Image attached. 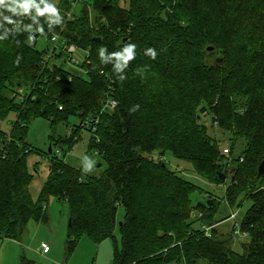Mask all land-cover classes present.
<instances>
[{
    "label": "trees",
    "instance_id": "obj_1",
    "mask_svg": "<svg viewBox=\"0 0 264 264\" xmlns=\"http://www.w3.org/2000/svg\"><path fill=\"white\" fill-rule=\"evenodd\" d=\"M74 2L60 0L48 6L52 12L46 0H16L38 6L17 10L36 20L17 33L4 20L14 21L17 13L0 7V123L17 116L10 133L0 127V238L17 241L32 220L47 223L55 198L69 206L70 252L86 235L94 243L115 241L114 264H264V174L258 171L264 159V0H89L63 32L85 56L87 73L65 69L57 52L53 69L42 71L47 51L38 42L49 21L60 30ZM33 86L26 102L11 98L20 88L30 95ZM110 98L117 102L111 111L105 109ZM71 117L80 124L72 126ZM35 118L49 120L53 131L59 124L69 128L64 138L50 136L49 155L57 146L61 156L50 158L36 200L28 163L35 150L26 141ZM207 118L229 145L211 135ZM85 119L99 120L95 131L83 126ZM84 130L107 165L101 177L63 159L62 150L72 149ZM155 152L158 160L150 157ZM165 153L192 163L214 184L232 174L228 202L241 194L250 202L238 230L249 239L242 253L233 247L236 228L226 236L218 230L230 216L216 220L211 195L195 204L198 187L168 168ZM206 226L213 227L209 236ZM21 264L34 262L22 258Z\"/></svg>",
    "mask_w": 264,
    "mask_h": 264
},
{
    "label": "rangeland",
    "instance_id": "obj_2",
    "mask_svg": "<svg viewBox=\"0 0 264 264\" xmlns=\"http://www.w3.org/2000/svg\"><path fill=\"white\" fill-rule=\"evenodd\" d=\"M89 0H80L75 10L77 14L80 9H83ZM39 50H46L53 47L50 40L41 38L38 42ZM77 57L80 60V65L84 64L83 53L78 52ZM70 65H65V69L69 70ZM17 116L10 114L9 117L0 123V127L5 132H11L13 124ZM70 124L72 126L79 125L78 117H71ZM204 124L210 128L211 135L216 139L221 140V145H229L227 138L218 129V126L213 127L212 118L204 120ZM71 127V126H70ZM69 128L64 124H59L56 130L53 131L49 120L44 118H35L28 125L27 143L35 150L28 159L31 172L34 174V180L31 185V194L36 200L41 192L42 187L49 176L50 158L56 156L60 147H53V155L50 156L48 151L51 146L50 136L55 133V136L65 137L68 134ZM91 134L84 130L72 149L67 148L62 150L65 162L76 168L82 169L88 175L101 177L107 165L103 163L95 152L90 148ZM37 151V152H36ZM242 151V144H239L236 153ZM146 156H149L146 154ZM150 157L158 160L159 153L155 152ZM164 160L169 169L176 171L179 175L193 183L198 187V191L193 193L191 199L195 204L206 202V196L211 197L216 202L218 213L216 220L224 219L237 214L235 220L227 219L218 225L220 234L227 235L232 233L234 228L239 230L240 224L250 208V202L246 201L244 195H238L234 204H230L226 197L227 187L231 184L232 174H229L225 183L214 184L200 176L194 168V165L188 161L175 158L171 153H165ZM48 222L38 223L32 220L25 230L20 240H9L0 238V264H21V256H25L28 260L36 262V264H114V252L116 243L113 239H107L101 243H94L86 235L79 240L75 251L70 252L68 243V229L70 226V211L66 202L51 198L48 202ZM125 216L123 206L118 208L117 223H121ZM200 216V215H199ZM197 227H201L200 223ZM209 227V226H206ZM213 228V227H210ZM235 234V233H234ZM116 242L121 245V234L119 225L115 230ZM21 241V242H20ZM42 242L50 244L51 252L48 255H42L37 252V248ZM249 239L241 233L236 234L233 247L238 252H243V244L248 243ZM22 244L24 248H22ZM24 249V252L22 250ZM32 252V253H31Z\"/></svg>",
    "mask_w": 264,
    "mask_h": 264
},
{
    "label": "built area",
    "instance_id": "obj_3",
    "mask_svg": "<svg viewBox=\"0 0 264 264\" xmlns=\"http://www.w3.org/2000/svg\"><path fill=\"white\" fill-rule=\"evenodd\" d=\"M47 1V6L49 7H56L59 5L60 0H46ZM80 2V0H76V2L73 3L71 10L66 13V21L65 24L61 26L59 31H54V26H55V22L53 20L49 21V23L46 25L47 28V35H46V39L50 40L53 44L52 48L46 49V53L44 55V59H43V63H42V71L47 70H52L53 69V57L55 52L57 53H61L62 54V61L66 63V65H70V68H72L73 70H77L78 72H80L81 74H86V70L84 69L83 66L80 65V60L77 57V53L80 52L82 53V51L76 46L73 45L71 43L68 42V40H66L63 37V32L66 28V24L67 22L71 21L74 19V14H75V10L78 6V3ZM31 19L32 20V13H29L27 10L21 9L18 11L16 18L14 20V22L12 23V32L13 33H17L20 29H22L26 22ZM34 22H36V20H32ZM31 44H34L33 42ZM86 62V58L84 56V63ZM33 91H35V86L32 87V90L30 92V95L26 96L24 93V90L22 88L17 89L16 91H14L11 95V98L15 99L16 101H27V99L33 95ZM117 106V102L113 99H108L106 104H105V109L106 110H113L115 109ZM60 109H62V107H60ZM98 119H85V122L83 123V126L86 128H92L93 131L96 130V125L99 123ZM216 126H218V123H215ZM7 140H11V135L8 136ZM225 153H228V150H225ZM58 156H61V152H58ZM201 217V215L199 216ZM237 217L236 213H233L230 216V220H235ZM205 232L206 235L209 236L210 235V231L212 228L210 227H205ZM235 234H239L238 230H235ZM44 251H48L49 250V245L47 243H42L40 246Z\"/></svg>",
    "mask_w": 264,
    "mask_h": 264
},
{
    "label": "clouds",
    "instance_id": "obj_4",
    "mask_svg": "<svg viewBox=\"0 0 264 264\" xmlns=\"http://www.w3.org/2000/svg\"><path fill=\"white\" fill-rule=\"evenodd\" d=\"M0 7H3L5 9H8L9 11L13 12V13H17V10L21 7L27 8V7H38L36 5H28V4H18L16 3V0H7V2H5V0H0ZM46 11H52L54 12L55 9L54 8H49L48 6L45 7ZM40 14H43V12H41ZM4 20L9 22V23H13L14 21H12L11 19H9V17L5 16ZM128 59H132V52L133 49L132 48H128Z\"/></svg>",
    "mask_w": 264,
    "mask_h": 264
},
{
    "label": "water",
    "instance_id": "obj_5",
    "mask_svg": "<svg viewBox=\"0 0 264 264\" xmlns=\"http://www.w3.org/2000/svg\"><path fill=\"white\" fill-rule=\"evenodd\" d=\"M207 49H208L209 51H213V47H208ZM49 153H52V149H51V147L49 148ZM258 171H259L260 174H264V159H263V161L261 162V164L259 165V169H258ZM220 178H221V179H224V175H221ZM208 204H209V206H212L213 202H212L211 200H209ZM120 225H121V223H120Z\"/></svg>",
    "mask_w": 264,
    "mask_h": 264
},
{
    "label": "crops",
    "instance_id": "obj_6",
    "mask_svg": "<svg viewBox=\"0 0 264 264\" xmlns=\"http://www.w3.org/2000/svg\"><path fill=\"white\" fill-rule=\"evenodd\" d=\"M21 242V241H20ZM42 243H46V242H42ZM41 243V244H42ZM41 244L39 245V247L37 248V252L39 253H41L42 255H48L50 252H51V247H50V244H48L49 245V250L48 251H44L40 246H41ZM22 248H24V245L22 244ZM22 252H24V249L22 250ZM32 253V252H31ZM22 258H26L25 256H21V260H22ZM27 259V258H26ZM28 260V259H27ZM34 262V261H33ZM34 264H36V262H34Z\"/></svg>",
    "mask_w": 264,
    "mask_h": 264
}]
</instances>
